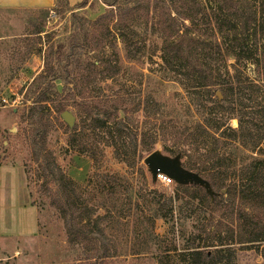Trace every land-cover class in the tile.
I'll use <instances>...</instances> for the list:
<instances>
[{
	"label": "trees",
	"instance_id": "1",
	"mask_svg": "<svg viewBox=\"0 0 264 264\" xmlns=\"http://www.w3.org/2000/svg\"><path fill=\"white\" fill-rule=\"evenodd\" d=\"M99 1L106 9L95 20L82 15L91 5L82 0L63 30L42 38L44 26L37 27L33 34L43 43L38 53L44 68L28 86L29 105L21 117L28 124L37 175L63 220L67 240L85 254L82 264H105L122 249L138 255L156 252L160 264H172L171 251L180 264L230 263L232 245L264 241V0ZM41 9L44 17L51 16L53 8ZM153 37L161 40L156 46L161 61L155 60ZM119 42L127 60L147 57L163 77L183 87L189 99L185 114L194 118H184L153 90L144 94L132 80L126 82L128 92L82 94L77 81L92 88L98 82L117 85L128 73L134 75L123 69ZM70 107L78 110L81 121L66 124L68 144L95 166L84 189L47 148L51 132L59 121L65 124L60 116ZM159 143L209 188L176 183L168 194L150 186L143 167L144 182L137 187L101 175L106 149L135 170ZM238 164L243 166L237 169ZM92 181L99 182L100 199L85 196ZM176 203L188 204L195 213L200 203L206 205L207 220L199 219L191 231L177 229ZM159 219L170 225L168 239L179 233L189 245L170 248L156 231ZM118 226L124 236L119 241L130 240L124 248L109 236L108 229Z\"/></svg>",
	"mask_w": 264,
	"mask_h": 264
},
{
	"label": "rangeland",
	"instance_id": "2",
	"mask_svg": "<svg viewBox=\"0 0 264 264\" xmlns=\"http://www.w3.org/2000/svg\"><path fill=\"white\" fill-rule=\"evenodd\" d=\"M81 2L82 0H56L50 17H44L41 14V8L0 7V264H82V259L85 257L81 249L69 244L63 220L60 219L57 209L50 204L51 201L47 197L44 182L36 172L39 170V165L31 158L27 133L28 124L21 120L22 113L29 105V103L25 104L28 86L44 68L43 56L38 53L43 43L39 41V36L33 33L39 25H43L45 30L42 33V38L46 32L51 30H63L66 24L70 23L72 11ZM90 2L91 5L83 11L82 15L95 20L105 12L106 7L99 0H90ZM147 33L144 32V37L148 35ZM160 43L161 40L157 37H153L151 40L152 50L155 49L157 52L156 61H161L160 52L156 48V46L160 47ZM118 50L123 69L131 70L134 75L128 73L117 85L98 82L97 85H92L93 89L82 87L83 84L77 81L82 94L91 91L98 94L128 92L129 87L126 82L132 80L137 89L142 86L144 94L153 90L160 100L165 99L172 107L181 112L184 118L188 116L185 114V110L189 99L186 97L183 87L173 80L163 77L157 70L158 65H151L147 57L135 62L127 60L121 42H119ZM252 72H254V67H252ZM59 88L62 91V84H59ZM68 110L75 116L74 124L79 123L81 118L78 110L72 107ZM60 118L65 124L61 125L60 121L57 123L48 139L47 148L53 153V157L56 158L61 169L68 176L79 181L84 189L95 172L94 162L88 155L81 154L69 146L66 131V124L69 125V122L62 115ZM188 118L194 117L188 116ZM231 125L237 127L238 121L232 120ZM154 152L168 156L163 152L162 143L156 146ZM177 158L179 159V157ZM27 166L31 171L29 174H27ZM241 166L243 165L238 164L236 168ZM139 167L145 169L151 187H158L168 194L173 193L176 189L177 182L174 180L167 183L160 176H158V180H153L152 173L144 159L137 169L132 170L124 162L114 158L111 149L105 150V158L102 163L104 172L101 175L112 179L119 178L123 182H128L129 186L137 187L144 182ZM24 171L27 176L30 205L33 207L31 212L26 207L29 194L24 183ZM92 182L94 183L88 186L85 196L88 195L87 197L94 200L100 199V195L96 191L99 182ZM122 188L124 189V186ZM123 202V195H120V205ZM175 205L176 220L179 226L177 229L185 226L191 231L199 219L201 222L207 220L206 205L203 206L200 203L199 206H196L195 209L199 208L198 213L189 208L188 204L176 203ZM191 214H193L192 217ZM31 217L37 219L35 228L30 226ZM223 222L228 224L227 221ZM121 223H123L122 219ZM131 227H133V221ZM169 227L168 223L159 219L156 231L168 239V234L165 233ZM119 230L120 226L116 230L108 229L109 236L120 244L121 248H124L130 240L124 238L120 242L118 237L123 238L124 236ZM130 237L132 238V235ZM174 243L179 244L180 248L189 245L186 240L181 239L179 233L176 238L169 235L167 244L173 248ZM232 249L233 251L227 254H235V256L227 264H264V241L250 245L236 243L232 245ZM170 253L171 263L180 264L178 263V254L172 251ZM154 254L156 252L131 254L130 250L122 249L120 253L110 257L105 264H160Z\"/></svg>",
	"mask_w": 264,
	"mask_h": 264
},
{
	"label": "water",
	"instance_id": "3",
	"mask_svg": "<svg viewBox=\"0 0 264 264\" xmlns=\"http://www.w3.org/2000/svg\"><path fill=\"white\" fill-rule=\"evenodd\" d=\"M62 116L69 122V125H74L75 116L70 111H65ZM145 163L155 178H157L159 174H166L179 184L197 182L205 184L207 188H209V183L199 174L183 168L181 166L180 159L178 158H171L160 153L153 152L145 159Z\"/></svg>",
	"mask_w": 264,
	"mask_h": 264
},
{
	"label": "crops",
	"instance_id": "4",
	"mask_svg": "<svg viewBox=\"0 0 264 264\" xmlns=\"http://www.w3.org/2000/svg\"><path fill=\"white\" fill-rule=\"evenodd\" d=\"M55 2L56 0H0V7L1 8H7V7L52 8L55 5ZM24 178H25L24 183H25V186L29 194V189L26 183L27 176L25 175V171H24ZM26 207H28L30 212L33 210V207L30 205V194H29V200H28V203L26 204ZM30 226H33L34 228L37 226L36 218L31 217Z\"/></svg>",
	"mask_w": 264,
	"mask_h": 264
},
{
	"label": "built area",
	"instance_id": "5",
	"mask_svg": "<svg viewBox=\"0 0 264 264\" xmlns=\"http://www.w3.org/2000/svg\"><path fill=\"white\" fill-rule=\"evenodd\" d=\"M159 176L162 178V180L164 182H167V183H171L173 180L172 178H170L169 176H167L166 174H159Z\"/></svg>",
	"mask_w": 264,
	"mask_h": 264
}]
</instances>
